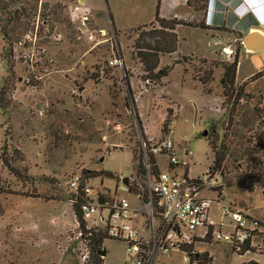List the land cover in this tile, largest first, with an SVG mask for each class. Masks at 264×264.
Here are the masks:
<instances>
[{"label":"rangeland","instance_id":"1","mask_svg":"<svg viewBox=\"0 0 264 264\" xmlns=\"http://www.w3.org/2000/svg\"><path fill=\"white\" fill-rule=\"evenodd\" d=\"M156 1L86 0L85 7L94 10L90 17L94 29L104 28L103 22L110 24L113 19L123 26L141 21L124 30L106 25L115 36L114 53L122 60L112 66L108 64L113 56L109 44L88 51L90 45L78 37L77 12L70 10L74 0L10 4V10L20 6L28 10L20 21L27 24L25 28L21 26L9 41L0 33V86L4 76L7 81V90L0 95V156L16 171L11 172L0 158V264H71L63 247L75 228L65 186L72 173L83 170L95 177L94 183L102 180L114 188L118 177L132 173L140 141L158 142L166 137L173 140L192 175L212 163L208 139L217 133L220 142L227 114L219 86L220 64L233 60L237 35L223 29L176 26L181 28V49L187 55L177 53L178 47L173 53H160L157 69L170 64L173 68L158 81L145 71L134 47L141 31L159 28L154 21ZM190 1L191 6L186 5L191 17L176 18L184 23L202 21L203 1ZM98 13L104 21L98 19ZM213 36L222 39L217 42ZM8 65L11 75L6 72ZM247 67L244 63L236 76V84L243 85L250 96L241 100L238 111L247 128L236 125L232 131L245 136L258 132L264 138L260 124L264 117L258 119L252 113L254 106L264 107V68L240 81ZM209 70V81L203 85L197 77H207ZM204 130L206 136H202ZM252 140L250 147L264 167L263 141ZM185 150L188 155L184 157ZM239 156L237 152L220 167L224 200L250 208L251 215L260 217L264 215V188L246 179L244 160ZM104 171L113 172L115 179L103 176ZM212 212L217 215L214 205ZM262 241L260 246L261 239H256L257 245L248 253H235L216 241L193 248L206 252L210 264H245L249 260L264 264V238ZM104 247V264H124V244L106 240ZM161 264L186 263L182 254L172 252Z\"/></svg>","mask_w":264,"mask_h":264},{"label":"built area","instance_id":"2","mask_svg":"<svg viewBox=\"0 0 264 264\" xmlns=\"http://www.w3.org/2000/svg\"><path fill=\"white\" fill-rule=\"evenodd\" d=\"M70 10L77 12L78 37L90 45L88 51L109 44L113 56L108 64H122L114 53V34L92 27L84 0H74ZM187 155L185 150L182 156ZM212 163L192 175L173 140L166 137L158 142L140 141L132 173L124 176L126 184L123 176L110 188L102 180L94 183L95 177L83 170L72 173L65 186L71 205L78 206L80 220L74 215L75 228L63 247L70 263L94 264L97 255L104 264L106 255L97 252L106 250V240L125 245L124 264H161L172 252L182 254L186 264H198L201 252L193 246L213 241L227 244L235 253L250 252L258 238L262 246L264 215L254 217L226 202L221 170Z\"/></svg>","mask_w":264,"mask_h":264},{"label":"trees","instance_id":"3","mask_svg":"<svg viewBox=\"0 0 264 264\" xmlns=\"http://www.w3.org/2000/svg\"><path fill=\"white\" fill-rule=\"evenodd\" d=\"M5 1H8L5 2ZM19 0H2L0 4V33L3 36L5 41H9L12 35L17 33V30L22 26L26 27L27 24L21 23V17L27 15V8L20 6V8L15 10H10V4L17 2ZM203 1V20L196 23H184L182 20L172 17V18H162L159 15V7L160 0L156 1L155 10H154V21L159 24V28H153L149 31H141L138 34L137 39L134 42V47L137 49V55L144 66L145 71L158 81L166 77L170 70L173 68V64L167 65L163 68L158 67L159 63V54L160 53H173L176 51L178 47V37L175 32L176 26L178 25H189L195 28L205 29V30H214V29H223L232 31L235 33L238 38L237 47L235 49V55L231 62H223L222 65L223 72L219 79V86L221 87V95L223 96V104L227 108L226 114V126L224 132L222 134L220 142L217 140V133H212L211 136L214 137L212 139H208V143L210 145V149L213 153V166L214 168H220L223 164H226L227 159L234 158L239 153V157L244 160L245 166V177L249 181L253 183V185H258L264 188V167L262 166V162L259 157H256V150L250 147L252 143V137L256 140L263 141L264 138L262 135H257L258 132H254L255 135L245 136L243 134H238L233 132L234 126L238 125L242 128H247V123H244L242 120L238 118L240 102L242 99H247L250 96L245 93V89L243 85L236 84V74H237V66H238V52L243 48L242 44L239 41L241 34L232 29H229L225 26L215 27L210 26L206 23V13L207 6L209 0H201ZM187 5L191 6V1H186ZM184 21V20H183ZM16 42L18 39L15 40ZM6 72L8 74H12V69L8 65ZM206 73V72H204ZM208 76L204 77V75L198 76L197 79L203 84L206 85L209 81L210 70L207 71ZM148 77V78H150ZM126 83L129 88V80L125 78ZM5 76L3 77V85L0 86V95L6 91V87L4 85ZM130 92V88H129ZM252 113L255 114L258 119L264 117V107L254 106L252 108ZM262 122L260 124L264 126V120L261 119ZM139 126L141 128L140 121H138ZM252 129L249 130V132ZM232 137V138H231ZM246 144L245 147H243ZM231 146L235 147V150L231 149ZM243 150V151H242ZM2 163L12 172H16L13 166L10 164L9 160L1 154L0 156ZM152 159V157H151ZM237 160L234 159V162ZM242 165V164H240ZM100 174V173H99ZM245 179V185L247 188H250L252 185H248ZM73 210L76 217L80 220V215L78 213L77 204H73ZM207 241L210 240L207 238ZM188 251L192 249V245L188 246ZM194 259V257H192ZM211 257H208V254L205 252L200 254L198 257V264H210ZM94 264H101L102 260L94 255L93 257ZM245 264H260L255 260H249Z\"/></svg>","mask_w":264,"mask_h":264},{"label":"crops","instance_id":"4","mask_svg":"<svg viewBox=\"0 0 264 264\" xmlns=\"http://www.w3.org/2000/svg\"><path fill=\"white\" fill-rule=\"evenodd\" d=\"M85 2L86 0H84V6ZM87 9L91 11V14L94 11L91 9L90 5L87 7ZM98 15L99 16L97 17L101 21L103 19V15L99 13ZM159 15L164 18H169L172 16L178 18H189L191 17V12L187 7L185 0H160ZM118 22L119 21L116 19H113V22L110 24L103 22L101 27H104L103 29H105L107 27L106 25H108L112 29L124 30L141 24V21H135L133 24L123 26ZM206 23L215 27L225 26L229 29L239 32L241 35L253 30H259L264 34V0H209L206 13ZM180 31L181 28L176 29V33L178 34L179 38L177 53L180 52L183 55L184 52L181 49L183 43L181 42L182 39ZM211 38L217 42L219 39H222V37L214 36ZM259 42L260 40L257 37L253 39L252 44L257 46L260 44ZM244 63H246L248 67L245 69V73L239 77L240 81L245 80L246 78L252 76L255 72H258L264 68V48L256 52L246 50L244 47L240 49L237 74L238 71L240 73L239 69ZM235 207L247 210L250 213V208L245 209L244 207H237L236 205Z\"/></svg>","mask_w":264,"mask_h":264},{"label":"water","instance_id":"5","mask_svg":"<svg viewBox=\"0 0 264 264\" xmlns=\"http://www.w3.org/2000/svg\"><path fill=\"white\" fill-rule=\"evenodd\" d=\"M257 37L260 40V42H259L260 44L255 46V45L252 44V42H253V39H255ZM240 43L242 44V46L246 50L256 52V51L264 48V34L261 31H259V30H253L251 32H248L246 34L241 35ZM207 133H208V131L204 130L202 132V136H206ZM102 160H103V158L100 159V161H102ZM103 176H105L107 178H110V179H115V174L113 172H111V171H104L103 172ZM123 182L125 184L127 183V177L123 178ZM97 253L99 255L105 256L106 255V250L102 249L101 251H98Z\"/></svg>","mask_w":264,"mask_h":264}]
</instances>
